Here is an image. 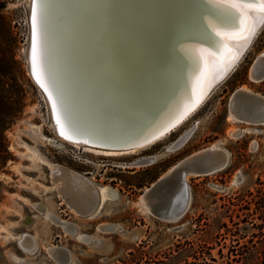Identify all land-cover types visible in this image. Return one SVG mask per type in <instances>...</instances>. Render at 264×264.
Wrapping results in <instances>:
<instances>
[{
    "label": "bare ground",
    "instance_id": "obj_1",
    "mask_svg": "<svg viewBox=\"0 0 264 264\" xmlns=\"http://www.w3.org/2000/svg\"><path fill=\"white\" fill-rule=\"evenodd\" d=\"M27 1L32 28L25 48L27 68L44 93L51 126L60 138L98 156L135 154L180 128L236 69L264 25V12L258 6L246 7L256 0H243L238 7L221 0ZM237 32H243L245 38L233 35ZM251 76L254 81L264 80V53L254 62ZM240 88L263 95L245 85ZM239 101L245 109L256 105L244 98ZM229 116L245 122L231 106ZM261 120L255 124H264V117ZM194 128L169 149L184 145ZM244 131L231 128L229 134L240 136ZM200 152L218 166L205 175L230 165L229 152L217 143L190 156ZM156 160L155 155L146 156L120 166H143ZM49 168L59 196L81 216H96L108 200L119 195L111 185H98L68 166L50 164ZM189 176L185 193L179 187L166 209L172 212L187 195L181 215L172 219L159 216L169 221L185 216L192 201ZM141 200L148 211L155 212L143 194ZM34 207L67 235L84 243L91 239L45 204L37 202ZM97 229L110 233L119 226L103 223ZM15 237L27 254L37 250L35 234L22 232ZM47 251L57 262H62L58 252H65L63 264L74 259L73 251L64 247L52 245ZM17 260L28 264L24 258Z\"/></svg>",
    "mask_w": 264,
    "mask_h": 264
},
{
    "label": "rangeland",
    "instance_id": "obj_2",
    "mask_svg": "<svg viewBox=\"0 0 264 264\" xmlns=\"http://www.w3.org/2000/svg\"><path fill=\"white\" fill-rule=\"evenodd\" d=\"M31 29L27 0H0V57L14 55L21 63L24 90L23 112L6 130V146L0 151V264H19L17 257L28 264H63L66 253L58 252L62 262H57L47 251L52 245L72 250L71 264H264V124L229 116L237 88L245 85L264 95V80L251 78L254 62L264 53V25L236 69L190 120L156 144L118 157L83 151L54 132L44 93L27 68ZM6 81L0 83V97L10 103L18 87L11 86L8 77ZM193 126L189 140L170 150L168 146ZM231 128L245 131L232 136ZM215 143L227 149L230 165L189 176L192 201L183 218L169 221L155 214L160 213L159 200L177 194L178 183L154 196L156 212L145 208L141 195L148 186L181 159ZM153 155L157 160L149 165L120 166ZM50 164L68 166L98 185H111L119 195L92 218L74 213L54 187ZM37 202L91 235L89 242L54 225L35 209ZM103 223L118 224L119 229L101 232L97 226ZM22 232L37 236L33 254L19 246L15 236Z\"/></svg>",
    "mask_w": 264,
    "mask_h": 264
},
{
    "label": "water",
    "instance_id": "obj_3",
    "mask_svg": "<svg viewBox=\"0 0 264 264\" xmlns=\"http://www.w3.org/2000/svg\"><path fill=\"white\" fill-rule=\"evenodd\" d=\"M244 98V101L251 102L256 101V105L249 106V108L245 109L241 106L239 99ZM250 99V100H245ZM257 99V100H256ZM231 109L234 110L236 115L245 122H262L264 115V95L259 96L249 92H245L240 87L232 92L230 99ZM255 111V114H254ZM263 114V115H262ZM209 153L212 150H207ZM218 169L217 164L214 161L208 160L205 152H200L199 154L193 156H187L173 165L169 170H167L163 175L158 177L150 186L147 187V190L143 191V195L148 200L151 208H155L154 202L152 199L156 194L172 183H178L179 187L185 193L186 188V180L187 176L190 175H201L207 174L209 172L215 171ZM184 196V195H183ZM183 203L179 205L178 208H175L172 212H166V209L171 205L172 198L168 200H159L158 207L161 216H168V218H176L180 216L182 210L188 203L187 195L185 196ZM156 212V211H155Z\"/></svg>",
    "mask_w": 264,
    "mask_h": 264
},
{
    "label": "trees",
    "instance_id": "obj_4",
    "mask_svg": "<svg viewBox=\"0 0 264 264\" xmlns=\"http://www.w3.org/2000/svg\"><path fill=\"white\" fill-rule=\"evenodd\" d=\"M22 65L14 55L8 59L0 57V83H6L8 77L11 86L18 87L16 98L10 103L0 97V151L6 146L5 132L22 114L24 108V90L21 87Z\"/></svg>",
    "mask_w": 264,
    "mask_h": 264
},
{
    "label": "snow or ice",
    "instance_id": "obj_5",
    "mask_svg": "<svg viewBox=\"0 0 264 264\" xmlns=\"http://www.w3.org/2000/svg\"><path fill=\"white\" fill-rule=\"evenodd\" d=\"M221 2L223 3H227L229 4L231 7H238L243 3V0H221ZM258 6L259 11L264 12V0H256V4L252 5V4H247L246 7H256ZM241 18H243L244 16V12L241 11L240 12ZM241 23H243V19H241ZM37 28V22H36V16L35 13L33 15V30L34 33L36 31ZM233 35H235L237 38H245L244 37V33L243 32H237L234 33ZM35 49H36V45H35V41H34V66H35ZM224 62L221 61V64H223ZM63 134V133H61Z\"/></svg>",
    "mask_w": 264,
    "mask_h": 264
}]
</instances>
